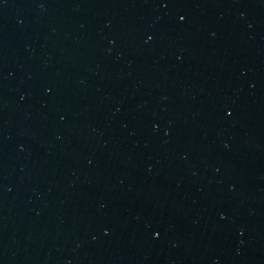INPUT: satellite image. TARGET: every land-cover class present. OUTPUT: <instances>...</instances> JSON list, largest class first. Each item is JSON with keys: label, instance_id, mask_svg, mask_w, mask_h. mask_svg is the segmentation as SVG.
Instances as JSON below:
<instances>
[{"label": "water", "instance_id": "obj_1", "mask_svg": "<svg viewBox=\"0 0 264 264\" xmlns=\"http://www.w3.org/2000/svg\"><path fill=\"white\" fill-rule=\"evenodd\" d=\"M0 264H264V0H0Z\"/></svg>", "mask_w": 264, "mask_h": 264}]
</instances>
